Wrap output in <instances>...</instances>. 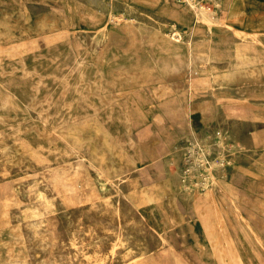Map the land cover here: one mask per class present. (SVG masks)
I'll return each mask as SVG.
<instances>
[{
	"label": "rangeland",
	"instance_id": "obj_1",
	"mask_svg": "<svg viewBox=\"0 0 264 264\" xmlns=\"http://www.w3.org/2000/svg\"><path fill=\"white\" fill-rule=\"evenodd\" d=\"M200 1L258 40L185 0H0V264H231L216 206L264 264V0Z\"/></svg>",
	"mask_w": 264,
	"mask_h": 264
},
{
	"label": "bare ground",
	"instance_id": "obj_2",
	"mask_svg": "<svg viewBox=\"0 0 264 264\" xmlns=\"http://www.w3.org/2000/svg\"><path fill=\"white\" fill-rule=\"evenodd\" d=\"M113 1V0H112ZM186 3L188 4V18L189 19H192L195 21L200 22V23H204L205 26H207V30H206V33L208 34L209 38L210 39H213L215 38V35L218 34L219 32L222 34V33H226V32H229V33H232L231 36H235L236 38H238L240 41L243 40V39H252V40H258V34L256 33H253V32H249V31H246V30H243V29H240V28H237V27H234L232 26V24L229 23L228 19H227V16H220L219 13L217 12V10H214V9H208L205 5V3H202L200 0H185ZM101 2V1H100ZM99 2V3H100ZM104 2V1H103ZM221 0H217V4L220 6V3ZM207 4V3H206ZM95 5V4H94ZM228 3L225 4V6H227ZM112 7V5H111ZM228 7V6H227ZM115 8V7H114ZM228 11V9H227ZM120 19L113 11L110 12L109 14V21H115V20H118ZM234 19V18H233ZM128 20L130 22H133V19L132 18H128ZM230 20V19H229ZM233 22V21H232ZM183 24V23H182ZM173 28L179 32L180 29H179V26L178 24H176V22L174 24H172ZM238 26V25H237ZM187 27V26H186ZM106 30L105 28H102V32L103 34H106ZM200 30V29H199ZM202 31V30H201ZM110 32V31H109ZM204 32V31H202ZM207 36V35H206ZM230 35L228 33H226L223 37L224 39H226V37H229ZM114 38V37H113ZM94 41L92 38H91V41L92 42ZM115 43V42H114ZM262 44V43H261ZM223 55V53L219 50H214L212 49V59L213 61H210L209 62V66H214L216 65V62L214 61H217V58L216 57H219ZM235 55H236V62L233 66V69H237L239 63H240V59H241V52H240V49H239V46H236V51H235ZM17 57V56H16ZM263 62V61H262ZM199 63V62H198ZM206 64V63H205ZM189 67L191 66L190 63H188ZM199 65V64H198ZM205 66V65H204ZM177 68V64H174L171 66V69L172 70H175ZM201 68V67H200ZM206 68V67H205ZM208 68V67H207ZM213 79V78H212ZM217 130V129H216ZM77 135H79L78 133L76 134V137H78ZM95 138V137H94ZM98 141H95V143L98 145ZM193 142V141H192ZM100 145V144H99ZM31 149V148H29ZM196 152V151H195ZM35 153V152H34ZM33 154V153H32ZM35 156V155H34ZM197 157L196 153H193V158ZM205 157V156H204ZM39 159V158H38ZM196 159V158H195ZM201 161V160H200ZM204 161V160H203ZM199 163V162H198ZM224 164H222L221 162L218 163L216 166L217 168L220 170V171H223L222 169V166ZM201 166V165H200ZM199 166V167H200ZM208 166V165H207ZM214 167V166H213ZM212 167V168H213ZM111 169V168H110ZM211 169V168H210ZM197 166L194 164V163H191L188 167V170L187 172L192 176L194 174L197 173ZM218 170V171H219ZM97 171L100 175L102 176H107L109 175V171L106 169V167L104 168L102 165H98L97 166ZM117 171V170H116ZM200 171V170H199ZM111 172V171H110ZM212 172V171H211ZM200 173V172H199ZM98 174V175H99ZM213 174V173H212ZM201 176V175H200ZM204 182L207 183L208 178L210 176L208 175H204ZM215 177V176H214ZM109 180L111 179V177H108ZM185 180V179H183ZM201 181V180H198V182ZM63 185H64V189L65 192H66V198H70L72 195V192H70L71 188H70V185H72V181L71 179H64L62 181ZM183 183V182H182ZM208 184V183H207ZM206 188V187H205ZM189 189V188H188ZM213 195V194H212ZM209 199V198H208ZM229 199H230V203L231 205L235 208V210L240 213V205H239V202L229 194ZM207 201V200H206ZM209 206V205H208ZM216 206V205H215ZM211 222L212 224L214 225L215 228H217L218 230V235H220L221 239L224 240L226 246H227V250H228V256L230 258V262L231 264H239V261H238V257L237 255H235L234 253V244L233 242L229 239V235H228V232H227V221H226V218H225V212L223 210V207L221 206H216L215 209H214V212L213 214H211ZM208 217V215H207ZM209 218V217H208ZM212 227V226H211ZM214 230V229H213ZM216 231V230H215ZM255 232V231H254ZM216 234V233H215ZM217 235V236H218ZM219 237V238H220ZM163 239V238H162ZM217 255V254H216ZM228 258V257H227ZM229 262V261H228ZM134 264H138V262H135Z\"/></svg>",
	"mask_w": 264,
	"mask_h": 264
}]
</instances>
